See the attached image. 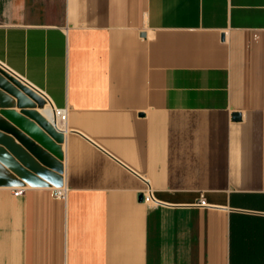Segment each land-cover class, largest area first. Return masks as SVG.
Segmentation results:
<instances>
[{"label":"crops","instance_id":"1","mask_svg":"<svg viewBox=\"0 0 264 264\" xmlns=\"http://www.w3.org/2000/svg\"><path fill=\"white\" fill-rule=\"evenodd\" d=\"M0 264H264V0H0Z\"/></svg>","mask_w":264,"mask_h":264},{"label":"bare ground","instance_id":"2","mask_svg":"<svg viewBox=\"0 0 264 264\" xmlns=\"http://www.w3.org/2000/svg\"><path fill=\"white\" fill-rule=\"evenodd\" d=\"M29 85V84H28ZM31 88V87H30ZM40 111L42 112L45 117L54 123L58 128L62 126V118H63V111L56 112L51 105L47 104L45 107L41 108ZM64 125V124H63ZM62 130V129H61Z\"/></svg>","mask_w":264,"mask_h":264},{"label":"built area","instance_id":"3","mask_svg":"<svg viewBox=\"0 0 264 264\" xmlns=\"http://www.w3.org/2000/svg\"><path fill=\"white\" fill-rule=\"evenodd\" d=\"M21 192H22V190H17L16 191L17 194H19ZM54 195L56 197L66 198V196H67V190L64 187L57 188L54 191ZM150 199H151L150 193H144V201H149ZM200 203L201 204H206V201H205L204 197H202V199L200 200Z\"/></svg>","mask_w":264,"mask_h":264},{"label":"water","instance_id":"4","mask_svg":"<svg viewBox=\"0 0 264 264\" xmlns=\"http://www.w3.org/2000/svg\"><path fill=\"white\" fill-rule=\"evenodd\" d=\"M10 77H11V76H10ZM18 78H19V77H18ZM11 79H13L15 82H17V83L20 84V81H19V80L15 79V78H13V77H11ZM25 88H26L27 90H30V89L27 88V87H25ZM41 101H42V102H41V106H43V104H44L45 101H44V99H42ZM240 116H241L240 114H236V115H235L236 118H240ZM41 119L43 120L44 123H46L47 125H49L50 127H52V125H51L50 123H48L46 120H44L42 117H41ZM142 199L144 200V196H143V195H142Z\"/></svg>","mask_w":264,"mask_h":264},{"label":"rangeland","instance_id":"5","mask_svg":"<svg viewBox=\"0 0 264 264\" xmlns=\"http://www.w3.org/2000/svg\"><path fill=\"white\" fill-rule=\"evenodd\" d=\"M42 113V112H41ZM45 116V115H44Z\"/></svg>","mask_w":264,"mask_h":264}]
</instances>
